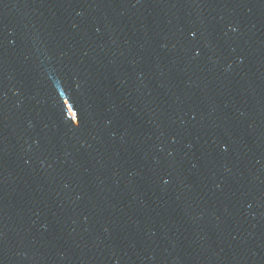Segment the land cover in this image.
I'll use <instances>...</instances> for the list:
<instances>
[{
  "label": "water",
  "instance_id": "95a60500",
  "mask_svg": "<svg viewBox=\"0 0 264 264\" xmlns=\"http://www.w3.org/2000/svg\"><path fill=\"white\" fill-rule=\"evenodd\" d=\"M0 264H264V0H0Z\"/></svg>",
  "mask_w": 264,
  "mask_h": 264
}]
</instances>
